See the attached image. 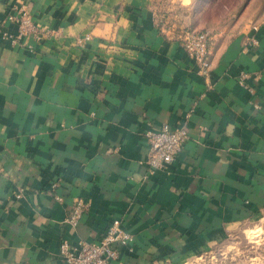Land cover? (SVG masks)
I'll list each match as a JSON object with an SVG mask.
<instances>
[{
	"label": "crops",
	"instance_id": "0c3cea01",
	"mask_svg": "<svg viewBox=\"0 0 264 264\" xmlns=\"http://www.w3.org/2000/svg\"><path fill=\"white\" fill-rule=\"evenodd\" d=\"M225 14L204 77L177 38L194 0H0V264H63L114 219L133 240L111 264H216L264 236V10ZM163 124L188 139L150 170Z\"/></svg>",
	"mask_w": 264,
	"mask_h": 264
},
{
	"label": "built area",
	"instance_id": "2783aa9c",
	"mask_svg": "<svg viewBox=\"0 0 264 264\" xmlns=\"http://www.w3.org/2000/svg\"><path fill=\"white\" fill-rule=\"evenodd\" d=\"M19 21L23 30L36 31L26 19L19 18ZM87 37V35L83 36L79 41ZM177 38L188 56L196 63L200 74L208 77L211 67L210 32L196 28H184L177 33ZM250 42L254 43L256 39L251 38ZM145 137L149 144L148 168L150 170L167 169L182 151L188 139V128L186 125L171 127L163 124L156 131L148 130ZM56 198L60 199L58 196ZM84 209L83 201L76 200L69 221L75 223ZM132 240L131 233L122 228L120 220L114 219L95 241H80L76 246L62 241L59 247L60 258L63 264H111L119 256L121 248L130 245Z\"/></svg>",
	"mask_w": 264,
	"mask_h": 264
},
{
	"label": "rangeland",
	"instance_id": "374dc122",
	"mask_svg": "<svg viewBox=\"0 0 264 264\" xmlns=\"http://www.w3.org/2000/svg\"><path fill=\"white\" fill-rule=\"evenodd\" d=\"M199 10V30L211 32L224 24L225 13L232 12L237 15L245 4H253L257 11L264 10V0H194ZM249 236L251 241L241 237V242L231 245L230 248L218 250L216 264H264V236L256 238L257 233ZM261 235V234H260ZM223 252V253H221Z\"/></svg>",
	"mask_w": 264,
	"mask_h": 264
}]
</instances>
